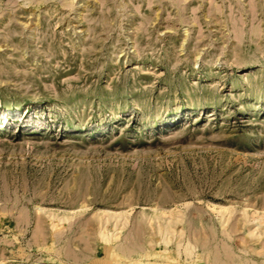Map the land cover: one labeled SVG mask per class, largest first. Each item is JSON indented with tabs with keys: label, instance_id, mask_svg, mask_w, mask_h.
<instances>
[{
	"label": "rangeland",
	"instance_id": "1",
	"mask_svg": "<svg viewBox=\"0 0 264 264\" xmlns=\"http://www.w3.org/2000/svg\"><path fill=\"white\" fill-rule=\"evenodd\" d=\"M0 264H264V0H0Z\"/></svg>",
	"mask_w": 264,
	"mask_h": 264
},
{
	"label": "bare ground",
	"instance_id": "2",
	"mask_svg": "<svg viewBox=\"0 0 264 264\" xmlns=\"http://www.w3.org/2000/svg\"><path fill=\"white\" fill-rule=\"evenodd\" d=\"M3 114V113H2Z\"/></svg>",
	"mask_w": 264,
	"mask_h": 264
}]
</instances>
